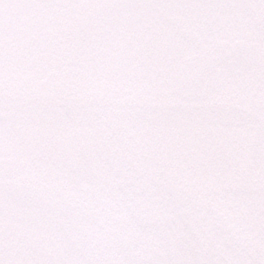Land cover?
Instances as JSON below:
<instances>
[{
  "label": "snow or ice",
  "instance_id": "obj_1",
  "mask_svg": "<svg viewBox=\"0 0 264 264\" xmlns=\"http://www.w3.org/2000/svg\"><path fill=\"white\" fill-rule=\"evenodd\" d=\"M0 264H264V0H0Z\"/></svg>",
  "mask_w": 264,
  "mask_h": 264
}]
</instances>
